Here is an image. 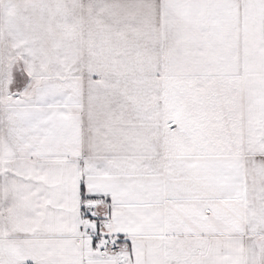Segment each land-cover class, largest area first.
I'll return each instance as SVG.
<instances>
[{"label":"snow or ice","instance_id":"6c2138e0","mask_svg":"<svg viewBox=\"0 0 264 264\" xmlns=\"http://www.w3.org/2000/svg\"><path fill=\"white\" fill-rule=\"evenodd\" d=\"M0 264H264V0H0Z\"/></svg>","mask_w":264,"mask_h":264}]
</instances>
